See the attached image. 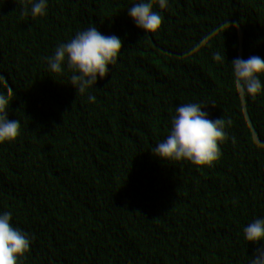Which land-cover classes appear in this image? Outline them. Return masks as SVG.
I'll use <instances>...</instances> for the list:
<instances>
[{
	"label": "trees",
	"instance_id": "16d2710c",
	"mask_svg": "<svg viewBox=\"0 0 264 264\" xmlns=\"http://www.w3.org/2000/svg\"><path fill=\"white\" fill-rule=\"evenodd\" d=\"M46 2L33 18L0 0V94L21 125L0 144V214L30 239L19 264H249L243 229L264 219V75L252 98L231 65L264 60V0H167L151 34L128 15L138 0ZM90 26L123 47L80 94L46 58ZM187 103L232 122L211 167L152 154Z\"/></svg>",
	"mask_w": 264,
	"mask_h": 264
},
{
	"label": "clouds",
	"instance_id": "9594fccd",
	"mask_svg": "<svg viewBox=\"0 0 264 264\" xmlns=\"http://www.w3.org/2000/svg\"><path fill=\"white\" fill-rule=\"evenodd\" d=\"M19 2L22 6V16L31 15L37 18L46 14V0ZM154 4L164 9L167 7V0H138L128 10V15L136 27L147 34L155 33L163 22V17L153 11ZM148 38L146 35L144 39ZM122 47V42L117 36L102 35L95 26H90L76 33L68 42L58 44L53 55L47 57L46 61L49 70L55 74H61L64 71L63 66L66 65L71 73V85L76 89V93L78 91L84 94L87 89L93 88L97 77H106L109 66L117 62ZM213 59L225 63V54L222 56L216 52ZM231 69L234 86L239 92L252 98L261 93L260 77L264 75V60L259 56H251L246 60L235 58ZM12 99L11 94H0V144L13 142L20 134V122L17 119H8L9 102ZM88 99L95 102L94 95H89ZM231 123L230 119H209L208 113L197 103L183 104L176 108L167 138L153 148L152 154L166 162L186 160L198 167H211L220 158L219 145L228 139L225 127ZM11 220L10 211L0 214V264H19V259L30 248L28 235L14 228ZM243 233L248 242L257 246L249 264H264V219L249 223Z\"/></svg>",
	"mask_w": 264,
	"mask_h": 264
}]
</instances>
